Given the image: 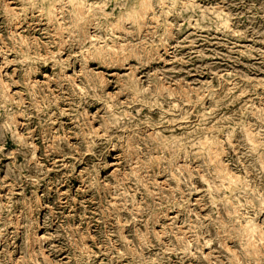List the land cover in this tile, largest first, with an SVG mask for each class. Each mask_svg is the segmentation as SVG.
<instances>
[{
  "label": "rangeland",
  "instance_id": "374dc122",
  "mask_svg": "<svg viewBox=\"0 0 264 264\" xmlns=\"http://www.w3.org/2000/svg\"><path fill=\"white\" fill-rule=\"evenodd\" d=\"M0 264H264V0H0Z\"/></svg>",
  "mask_w": 264,
  "mask_h": 264
},
{
  "label": "bare ground",
  "instance_id": "6f19581e",
  "mask_svg": "<svg viewBox=\"0 0 264 264\" xmlns=\"http://www.w3.org/2000/svg\"><path fill=\"white\" fill-rule=\"evenodd\" d=\"M56 11V10H55ZM14 225V224H13Z\"/></svg>",
  "mask_w": 264,
  "mask_h": 264
}]
</instances>
